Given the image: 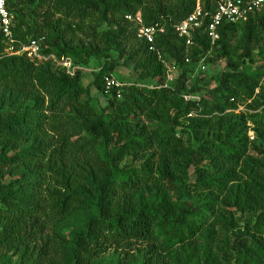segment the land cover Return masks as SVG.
I'll list each match as a JSON object with an SVG mask.
<instances>
[{"label": "trees", "instance_id": "obj_1", "mask_svg": "<svg viewBox=\"0 0 264 264\" xmlns=\"http://www.w3.org/2000/svg\"><path fill=\"white\" fill-rule=\"evenodd\" d=\"M200 1L204 22L187 45L175 25L197 0H6L16 49L40 40L45 55L75 65L105 55L91 82L101 94L119 65L159 84L113 88L98 111L79 71L8 53L0 30V250L17 256L4 264H62V250L71 264H92L109 249L157 264L167 248L187 252L201 238L203 262L188 254L182 264H264V148L249 135L264 130V8L223 24L212 44L205 26L218 0ZM138 11L164 28L154 51L126 19ZM98 20L108 29L88 26ZM86 29L98 42L92 47L75 39ZM214 49L229 55L228 69L200 96L187 84L188 65ZM167 57L183 66L174 86L164 85ZM251 147L262 160L247 155ZM87 208L92 214L69 239L51 233ZM233 208L245 215L246 233L220 245L216 234L238 226Z\"/></svg>", "mask_w": 264, "mask_h": 264}, {"label": "rangeland", "instance_id": "obj_2", "mask_svg": "<svg viewBox=\"0 0 264 264\" xmlns=\"http://www.w3.org/2000/svg\"><path fill=\"white\" fill-rule=\"evenodd\" d=\"M90 28L92 26L96 27L97 30L105 31L108 29V23L103 22L101 20L95 21V24H89ZM92 31L85 30L84 32H78L75 34V39L79 40L81 44L85 47H92V45L96 44V40L93 37H90ZM243 34V30L239 28L237 30L236 44L239 42V38H241ZM98 43V42H97ZM235 44V46H236ZM110 54L117 57L118 53L114 50L110 51ZM105 55L97 56L92 55L87 62L77 63V71L80 73L81 81L84 86H90L91 92L93 94V98L91 99V104L98 110H102V108L107 104V92L101 94L98 92L97 88L91 82L94 80L95 75L101 70L103 62L105 61ZM230 57L229 55H224L219 50L214 49L212 52H208L205 54L199 62L195 64H189L188 68L190 70L188 74L187 84L190 87H197L200 96L210 88H213L217 85L218 76L228 69V61ZM203 61V62H202ZM165 64L167 66V73L165 84L174 86L178 76L180 75L183 66H180L178 63L174 62L170 57L165 59ZM205 66V68L202 67ZM110 74L122 85L123 84H143V85H154L159 84L157 78L152 77H145L141 75L139 70H132L131 66L127 65H119ZM263 85H264V76H263ZM105 91V90H104ZM207 95V94H206ZM195 96V95H194ZM199 98V96H196ZM208 97V95H207ZM261 109V107H259ZM186 134L189 133L191 139L196 144V139L192 132L186 131ZM249 135L251 136L250 139L254 142L253 144L259 146L260 148H264V130L259 129L257 132L250 131ZM251 147L247 155L252 156L254 159L262 160L263 154L259 152L260 148ZM193 170V169H192ZM194 180L195 177L192 176ZM140 198L146 200L150 198L149 193H144L139 195ZM194 196L192 194L182 198L181 200L189 199L193 200ZM226 210L228 207L225 208ZM235 214V217L238 221L237 227L235 229H230L226 231H220L219 234H216L218 238V242L221 245L220 241L225 238V240H229L231 245L235 239L237 233H246V229L244 226L245 223V215H241L240 212H237L234 208L231 209ZM92 214V208L87 209H78L68 215L66 218L60 220L56 226L54 227L52 234H60L61 241L67 240L72 236L77 229L84 226L87 222L89 216ZM247 218V217H246ZM250 223H254V219H250ZM249 234V233H247ZM262 241L264 242V235L262 237ZM205 239L201 238L193 243H191L187 248V252L185 251L184 247L174 246L167 248L164 252H162L161 257L157 264H182L185 263L188 259V254L193 257V259L203 262L204 256H202V247L204 245ZM214 247L217 248L216 244ZM13 248L12 249H5L0 250V264H4L6 260L13 256V259L16 260L17 256L13 255ZM135 252V251H134ZM138 254V252H136ZM144 253V251H143ZM60 257L62 259V264H71L68 261V255L66 251L60 252ZM141 261L136 259L133 262L129 261L128 257H124L119 251L114 249H109L105 254L98 257L93 261L92 264H139ZM202 264V263H200Z\"/></svg>", "mask_w": 264, "mask_h": 264}, {"label": "built area", "instance_id": "obj_3", "mask_svg": "<svg viewBox=\"0 0 264 264\" xmlns=\"http://www.w3.org/2000/svg\"><path fill=\"white\" fill-rule=\"evenodd\" d=\"M262 8H264V0H218L216 10L210 15L209 21L205 26V32L211 43L214 44L220 39V28L223 24L244 22L252 13ZM204 18L205 13L201 1L197 0L193 12L186 19L175 25L178 35L186 39L187 45L193 44V32L203 25ZM126 19L138 25V36L145 40L150 50H156V35L159 32H163L164 28L159 23L152 25L145 24L140 11L135 14H127ZM12 26V15L7 8L6 0H0V30L7 41L8 46L6 51L8 53L27 54L29 57L38 60L52 58L58 64L64 66L69 74H75L78 66L69 57L62 56L57 58L54 54L45 55L42 52L40 40L32 39L16 49L12 35ZM202 67L205 68L204 65ZM104 82L105 92L107 93H110L113 88H118L122 85L111 74L104 76ZM164 85L167 86V84ZM185 98L195 99L198 97L185 95Z\"/></svg>", "mask_w": 264, "mask_h": 264}]
</instances>
